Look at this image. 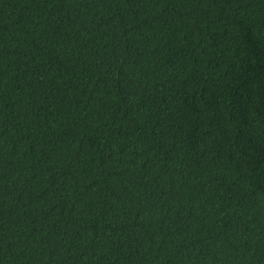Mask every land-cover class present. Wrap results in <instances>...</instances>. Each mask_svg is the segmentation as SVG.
<instances>
[{"label": "trees", "instance_id": "16d2710c", "mask_svg": "<svg viewBox=\"0 0 264 264\" xmlns=\"http://www.w3.org/2000/svg\"><path fill=\"white\" fill-rule=\"evenodd\" d=\"M0 264H264V0H0Z\"/></svg>", "mask_w": 264, "mask_h": 264}]
</instances>
